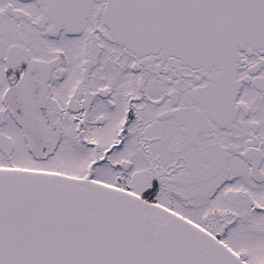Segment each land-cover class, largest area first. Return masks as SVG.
<instances>
[{
    "label": "snow or ice",
    "instance_id": "obj_1",
    "mask_svg": "<svg viewBox=\"0 0 264 264\" xmlns=\"http://www.w3.org/2000/svg\"><path fill=\"white\" fill-rule=\"evenodd\" d=\"M0 264H264V0H0Z\"/></svg>",
    "mask_w": 264,
    "mask_h": 264
}]
</instances>
